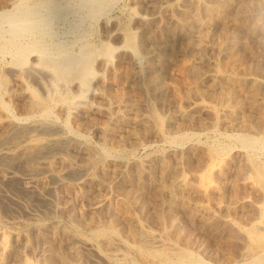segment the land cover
Returning <instances> with one entry per match:
<instances>
[{
	"label": "bare ground",
	"instance_id": "6f19581e",
	"mask_svg": "<svg viewBox=\"0 0 264 264\" xmlns=\"http://www.w3.org/2000/svg\"><path fill=\"white\" fill-rule=\"evenodd\" d=\"M71 1L74 2V0ZM115 1L82 0L78 1L80 3L78 8L81 11L84 10L87 16L98 18L105 13L107 15ZM186 1L191 2L190 5L188 4L190 7L186 6ZM249 1L251 2V0ZM60 2L62 3V0ZM61 3L57 0H43L42 3L39 1L36 3L33 0H24V2L23 0H0V57H5L6 54L11 55L12 68H14L17 82L20 83L23 94L27 95L28 103L26 105L27 115H25L27 117H19L7 122L5 120V117L8 116L6 110H9L10 104L5 99L3 100V96L13 92V89H8L10 86L7 81L8 76L12 73L9 75L6 73L8 78L4 74L0 75V145L14 144V148L0 149V164L6 167L7 171H4L2 175L0 186L8 177L12 178L13 175L19 173L14 172L15 170L12 171L14 168L11 170L9 166L14 159L18 161L20 158L25 159L28 164V172L24 169L27 172V178H25L27 179L25 184L27 190L32 193L36 192L41 197L47 198L48 190H53L57 184L70 179L67 186L68 199L63 206L59 204L60 198L57 203L51 196L49 199L51 202L48 206L45 205L47 207L42 217L33 216L32 220L30 218V221H26L28 216L22 223L25 232L23 231L21 236H17V233H20L17 232V235L12 236L11 239L8 234L10 231L7 234L2 232L5 227L0 231V264H86L84 262L85 253H88L90 258L110 262H120L133 256L139 264H143V262H149V264H203L202 259L190 248L189 244L191 243H183L181 221L176 217V211L180 209L196 224L213 233L216 238H220V236L222 238L225 234H229L231 239H234L233 237L237 234L242 238L241 252L236 249L240 255L238 254L239 257L234 262L230 261L232 264H264V159H260L257 155L258 150H264V101H261L264 92V79L258 74L252 75L253 71L245 72L237 66V63L230 64L227 60L225 62L223 59H219V53L229 55L236 50L240 41H245V36H241V34L243 35L241 30L249 32L255 37L263 32L264 9L251 7L250 10L241 0H175L174 4H167L162 7L163 9H160V12L170 14L171 17L170 24L165 25L162 22L165 26H159V28L161 27L159 34L163 36L178 34L181 37L187 36L188 40L182 47L175 44L180 47L178 50L177 46L175 47L174 43L170 42L169 44H172L177 51L174 49L176 52L173 53L171 50L172 53L168 54L165 51L167 47L164 50L165 47L159 45L163 37L160 36L161 40H156L157 31L153 29L156 26L151 24L159 22L158 15L161 18L162 14L149 17L137 15L136 22L140 23L138 29L133 27L132 23L123 26L115 25L110 31L108 29L109 38L100 43L99 40L98 43L89 41L85 37L89 33L85 28H83L84 32H87L85 35L79 32L81 34L73 35L70 37V41L58 40L52 27L54 18L56 16L65 18L68 13H72L71 9H74L68 2L67 5ZM231 5L236 9L230 8ZM175 6L177 12H174ZM75 11V15L78 14ZM156 11L158 10H155V14ZM147 14L149 13L147 12ZM67 20L65 19V21ZM110 23L112 24L113 21ZM151 25L154 31L151 30ZM71 27L73 28V25ZM71 27L69 25V28ZM110 28L112 27L110 26ZM212 30H216L215 33ZM216 33L217 38L212 47L219 51V53L217 52L218 57L214 59V64L212 62L213 65L207 67L205 63V67L201 64L204 62L200 61L201 57L198 54L199 51L210 48V41L215 38ZM61 34L63 36V33ZM114 34L122 38L120 46H115L109 41ZM249 39H251L250 36ZM177 41L176 43H178ZM248 41L246 45H248ZM249 42L252 44L251 41ZM179 43L181 44L180 41ZM172 45L169 46L170 49H172ZM168 51L170 50L168 49ZM244 51L240 49V52ZM205 55L206 53L204 57ZM256 55L255 57H257ZM230 56L232 55H229L228 59ZM236 59H234L235 62ZM259 59L264 60V52ZM246 66L244 65V67ZM259 67L261 66L259 65ZM37 73L45 74L44 92L34 86H29L25 81V78H28L25 75H33L34 78ZM169 76L173 79L172 83L170 80L167 82ZM206 81L210 84L209 90L202 88ZM128 83H133L135 95L132 94L133 90L128 92L131 95L122 90ZM12 88L16 90L17 86ZM129 88L126 87L127 90H130ZM191 94L197 96V101L194 98L195 101L186 106L185 98ZM159 100L162 103L170 102L169 106H173L175 102V108L170 109L174 108L173 112L169 113L170 110L167 111L168 113L161 112L156 106V102ZM247 107L251 108L252 112L247 113L246 111L249 109L245 110ZM55 108L60 109L68 126L71 122L72 126L77 128L75 130L70 128L69 131L66 125L68 132H61L59 127L57 129L54 121L57 119V115H54L56 116L54 120L50 118ZM194 109L207 111L211 114L207 123L208 129L206 128L208 131L218 130L221 119L224 120L223 117L230 126L242 127L243 130L235 137L240 143V153L236 151L235 155H237L233 154V157L232 154L230 156L233 149L231 147L209 144L211 142L208 144H205L207 142L196 143L187 147L188 150L183 155L180 154L181 157L177 156L185 164L195 159L194 162H190L193 167L190 175L188 172L191 167L185 173L179 166V160L174 164L169 153H157L156 150L157 154L151 157H147V154V158L137 159L139 156L136 158L137 147L145 139L143 137L142 140V136H140L139 126L142 129L146 128L144 131L151 130V133L160 140L169 142L171 145L183 146L191 140L193 133L177 132L179 130L176 129V131H171L174 130L171 128L174 127V121L180 118H182V126L188 124L189 119L193 120L197 114L193 112ZM97 114H104L107 120L100 121L101 118L100 116L98 118ZM38 115L39 118L36 117ZM102 119L104 118L102 117ZM116 124L128 127V132H123L127 135L123 136L124 140L119 143L122 145L116 150H106L105 148L99 150L88 142H83L88 135L80 132V129L89 127L114 131ZM178 124L181 125L180 122ZM127 127L124 128L127 129ZM118 129L120 130V128ZM144 131L141 135L147 133ZM75 145H78L79 152L83 154H81L83 159L80 161L73 160L69 157L71 153L68 155L67 152L71 146L76 147ZM77 152L75 151L76 154L79 153ZM55 161L60 163L62 168H58L56 166L58 163L55 165ZM41 171L49 173L54 181L56 180L54 185L50 183L48 185V182L46 185L42 179V184L44 183L45 186L40 187L41 183L37 174ZM234 173H236L235 176L242 175L244 183L249 187L244 186L248 189L245 191L248 192V195H242L241 193L244 191L241 193L237 191L239 194L235 192L230 200L228 197L231 196L227 194L229 191L231 192L229 194H232L238 183L240 185V181L237 182L236 179H233V181L225 182V180L228 175ZM72 180L75 182H69ZM126 184L129 185L128 188ZM114 186L118 190L113 189ZM90 190L93 192L98 190L102 194L91 199ZM113 190H116L115 194H113ZM58 191L56 192L58 193ZM148 193L153 196L152 201H155L153 203L156 211L152 217H155L159 223L156 225L159 226L158 230L149 228L150 225L146 223L147 226L144 221L149 216L145 211L146 202L150 204L149 199L144 200V196ZM26 195L23 197L26 198ZM85 202L89 203L88 206L86 205L87 207ZM247 204H253L256 210L255 216L250 221L248 219L249 224H238L228 216L229 214L227 216L223 214L222 210L224 209L228 211L241 206L244 208V205ZM59 214L66 217L67 223L54 220ZM148 214L150 213L148 212ZM182 228L184 227L182 226ZM197 233L199 234V232ZM234 233L237 234L233 236ZM29 235L43 239V242L46 243L45 250L40 252L39 256L29 255L27 252L29 247L27 242L31 240ZM19 239L21 244L16 247L13 245V241ZM31 242L33 243V241ZM233 243L236 245L235 240ZM15 244L17 243L15 242ZM234 248L232 249L234 250Z\"/></svg>",
	"mask_w": 264,
	"mask_h": 264
},
{
	"label": "rangeland",
	"instance_id": "374dc122",
	"mask_svg": "<svg viewBox=\"0 0 264 264\" xmlns=\"http://www.w3.org/2000/svg\"><path fill=\"white\" fill-rule=\"evenodd\" d=\"M34 2H36V3H38V1L40 2V3H42L43 2V0L42 1H40V0H33ZM61 0H57V2H59V3H61L60 2ZM79 2L80 1H82V0H78ZM78 1L77 0H74V2L73 1H68V0H62V3L65 5H67V2H68V4L70 5V6H72V7H74V9H71V11H72V13H68L66 16H65V18H62V17H58L57 18V16L54 18V20H53V22H52V27H53V32H54V34L56 35V37H58V38H56V39H64V40H67V41H70V37H72L73 35L74 36H76V35H80L79 34V32H82V34H84L85 35V33H87V32H84V30L86 29H88L87 31L90 33V35H89V33H87L86 35H85V37L86 38H88V40L89 41H91V42H95V43H98V40H99V43L102 41V40H106V39H108L109 37H108V33H109V31H110V29H113V27H115V25L116 26H118V25H120V26H123V25H125V24H127V23H132V26L133 27H135V28H140L139 26V21L138 22H136L137 20H136V17H137V15H139V14H141V15H146V16H153V15H158V14H162V16H161V18H160V15H158V18H159V22H152L151 24L155 27V28H153V29H156V34H157V38H156V40H161L160 41V43H159V45L160 46H162L163 48H164V50L166 49V47H167V49L165 50L166 52H168V54H170L169 52H171L172 53V51H173V53L174 52H176L178 49H180V47H178V46H181L182 47V45H184V43L186 42V40H188L187 39V36H182L181 37V35H178V34H174V36L173 35H170V36H168V35H162V34H159V31H160V28L162 27V26H165V25H168V24H170V17H171V15L170 14H166V13H162V12H160V9L162 8V7H165L167 4H174L175 3V0H133V1H131V0H116L115 1V3H113V8L111 7L110 8V10H108V14L106 15V13L105 14H103V15H101V16H99L98 18L97 17H95V18H92V17H90V16H87L86 15V13H85V11L84 10H80L78 7H79V4L80 3H78ZM138 3H137V2ZM157 1V2H156ZM249 0H244V1H242L241 0V2H243L246 6H247V8H249L250 10L252 9V8H254V7H258V8H260V9H264V0H251V2L249 1ZM261 1H263V2H261ZM23 2H24V0H23ZM132 2V3H131ZM133 2H135V3H133ZM142 2V3H141ZM149 2H150V4H149ZM61 3V4H62ZM129 3H130V5H129ZM148 5H147V4ZM164 3V4H163ZM249 3H251V4H249ZM258 3V4H257ZM62 4V5H63ZM185 4H186V6H188V4L190 5L191 4V2L190 1H186L185 2ZM253 4V5H252ZM76 5V6H75ZM146 5V6H145ZM154 5H161V6H154ZM256 5V6H255ZM258 5V6H257ZM261 5V7H259ZM131 6H132V8H131ZM242 6H244V5H242ZM149 9H148V8ZM188 7H190V6H188ZM252 7V8H251ZM157 8V9H156ZM230 8H232V9H236L235 7L233 8V5H231L230 6ZM163 9V8H162ZM176 9H177V7L175 6V11L174 12H177L176 11ZM76 10V11H75ZM124 10V12L122 13V11ZM130 10V11H129ZM155 10H158V11H156V14H155ZM74 11L76 12V13H78V14H76L75 15V13H74ZM78 11V12H77ZM80 11V12H79ZM110 11V12H109ZM146 11V12H145ZM151 11V12H150ZM147 12L149 13V14H147ZM264 12V11H263ZM81 13V14H80ZM133 13V14H132ZM143 13V14H142ZM151 13V14H150ZM152 13H154V14H152ZM72 14V15H71ZM131 14V15H130ZM69 15V16H68ZM167 15V16H166ZM67 16H68V18H67ZM82 16H83V18H85V16H86V18L85 19H83L82 18ZM108 18H107V17ZM111 17V19H109L110 17ZM113 16V17H112ZM130 16H131V18H130ZM81 17V18H80ZM88 17V18H87ZM115 17H117V18H115ZM129 17V18H128ZM165 17V19H163ZM71 18V19H70ZM100 18H101V20H100ZM169 18V19H168ZM65 19L67 20V21H65ZM77 19V20H76ZM80 19H81V21H80ZM107 19H109L108 20V22H106L107 21ZM117 19V20H116ZM166 19H168V20H166ZM70 20V21H69ZM74 20V21H73ZM84 20V21H83ZM85 20H87V21H85ZM95 20V21H94ZM104 20V21H103ZM163 20V21H162ZM166 22H165V21ZM78 21V22H77ZM113 21V23L112 24H114V25H112L110 22H112ZM131 21V22H130ZM169 21V22H168ZM262 21L264 22V16H263V18H262ZM64 22V23H63ZM66 22V23H65ZM73 22H75V23H73ZM82 22V23H81ZM95 22H97V23H95ZM105 24H104V23ZM165 23V25L163 24V23ZM64 25H63V24ZM91 23H93V24H91ZM115 23H117V24H115ZM163 25H162V24ZM56 24V25H55ZM60 24H62V25H60ZM66 24V25H65ZM68 24V25H67ZM89 24H90V26H89ZM95 24V25H94ZM100 24V25H99ZM110 25L112 28H110V26L108 27L107 25ZM156 24V25H155ZM58 25V26H57ZM69 25H70V27L73 25V28H74V30H73V28L71 27V28H69ZM74 25H76V26H74ZM88 25V26H87ZM92 25V26H91ZM107 27L106 29H105V26ZM151 25V30H153L152 29V26ZM67 28H66V27ZM87 26V27H86ZM159 26H161L160 28H159ZM66 28V29H65ZM76 28V29H75ZM81 28V29H80ZM83 28H85V29H83ZM157 28H159L158 30H157ZM63 29V30H62ZM70 29V30H69ZM78 29V30H77ZM104 29H105V31H104ZM108 29H109V31H108ZM69 30V31H68ZM73 30V31H72ZM67 31H68V33H67ZM71 31V33L69 34V32ZM92 31V32H91ZM154 31V30H153ZM213 32L214 31H216V30H212ZM241 31H243V35L241 34V36H245L244 37V39H245V41L243 40V41H240V43L238 44V46H237V48H236V50H234V52H235V54H234V52L233 53H229V55H232V56H230L229 57V59H228V56L229 55H225L224 53H219V51L216 49V48H214V47H212V45H213V42L216 40V38H217V33H216V35H215V38L214 39H211V41H210V48H208V49H205V50H202V51H199V56L201 57L200 58V61H203L204 63H202L201 62V64H203V66H205L206 64V66L207 67H209V66H211V65H213L214 64V59L216 58L217 59V57H218V53H219V59H223V61H225V60H227L228 61V63H230V64H233V62L234 63H237L238 65V67H240V69H242V70H244L245 72H247V73H251V71H253L254 72V74H252V75H257L258 74V76H260L261 78H263L264 79V60H261V59H259L260 57H261V55H262V52H264V49H262V47L264 46V29L262 30L263 32H261L259 35H257L256 37L254 36V35H250V33L249 32H244V30H241ZM57 32V33H56ZM61 33H63V36H62V34ZM93 33V34H92ZM215 33V32H214ZM247 33V34H246ZM66 34V35H65ZM69 36H68V35ZM59 35V36H58ZM159 35V36H158ZM177 35V36H176ZM97 36V37H96ZM117 36V37H116ZM115 36V34L114 35H112L111 37H110V39H109V41L112 43V44H114L115 46H120L121 44H122V38L121 37H119L118 35H116ZM163 37V38H161V37ZM166 36V37H165ZM167 36H168V38H167ZM248 36V37H247ZM249 36H250V38L251 39H249ZM66 37V38H65ZM69 39H68V38ZM90 37V38H89ZM101 37V38H100ZM116 37V38H115ZM161 39H160V38ZM174 37V38H173ZM180 37V38H179ZM260 37V38H259ZM263 37V38H262ZM100 38V39H99ZM113 38H115V39H117V40H115V39H113ZM169 38H170V40H169ZM173 38V39H172ZM255 38V39H254ZM166 39V40H165ZM257 39H259L257 42H256V40ZM174 40V41H173ZM178 40V41H177ZM251 41L252 42V44L249 42V41ZM253 40V41H252ZM116 41H117V43H116ZM173 41V42H172ZM176 41L178 42V43H176ZM179 41L181 42V44L179 43ZM247 41H248V45H246V43H247ZM262 41V42H261ZM115 42V43H114ZM165 42V43H164ZM174 43L173 45H175V44H178V46L177 45H175V47L177 46V50L175 49V47L172 45V44H169V43ZM253 42H254V44H253ZM256 42V43H255ZM215 43V42H214ZM244 43V44H243ZM251 45H250V44ZM163 44V45H162ZM168 44V45H167ZM170 45H172V49H170ZM242 45H246V46H242ZM256 45V46H255ZM170 46V47H169ZM242 46V47H241ZM262 46V47H261ZM240 47V48H239ZM245 47V48H244ZM250 47H254V48H250ZM258 47H260V48H258ZM212 48V49H211ZM255 48H257V49H255ZM168 49L170 50V51H168ZM176 51H175V50ZM216 49V50H215ZM240 49H241V51H244V52H240ZM244 49V50H243ZM247 49V50H246ZM249 49H254V51H252V50H249ZM261 49V50H260ZM172 50V51H171ZM214 50V51H213ZM257 50H258V52H257ZM263 50V51H262ZM208 51V52H207ZM212 51V52H211ZM216 51V52H215ZM237 51H239V52H237ZM257 53H256V52ZM196 52H197V50H196ZM202 53V55H201V53ZM218 52V53H217ZM253 52H255L254 54H253ZM206 53V55H205V57H204V54ZM210 53V54H209ZM213 53H214V55H213ZM239 53V54H238ZM243 53V55L241 56V54ZM249 54V55H247V54ZM238 54V55H237ZM246 56H245V55ZM220 55H224L223 57H221ZM255 55L257 56V57H255ZM213 56H215V57H213ZM225 56H227V57H225ZM3 59H2V58ZM0 57V65H1V67H0V75L1 76H3V74H4V76L5 77H7L10 73H12V74H10V76H8L9 77V79H10V81H9V79H7V81H8V85L10 86H8L9 88V90H12L13 92H12V94H5V96H3V100L5 99V101L8 103V104H10L9 106H10V108H9V110L7 111L6 110V114L8 115V116H6L5 117V120L7 121V122H9V121H12V120H15V119H18L19 117H27V116H25V115H27V108H26V105H28V103H27V98H26V96L27 95H25V94H23V90H22V88H21V85H20V83L19 82H17V79H16V76H15V73H14V68H12V64H11V62H10V60H11V55H9V54H6V56L4 57V56H1ZM239 57V58H238ZM247 57V58H246ZM206 58V59H205ZM226 58V59H225ZM236 58H238V59H236ZM243 58H244V60H243ZM246 58V59H245ZM254 58V59H253ZM5 59V60H4ZM230 59H233V60H230ZM234 59H236L237 61L235 62V60ZM248 59H249V61H248ZM255 59H257V60H255ZM213 60V61H212ZM243 60V61H242ZM227 61H225V62H227ZM232 61V62H231ZM239 61H240V63H239ZM253 61V62H252ZM255 61V62H254ZM3 62V63H2ZM212 62H213V64H212ZM241 62H244V63H241ZM252 62V63H251ZM257 62V63H256ZM7 63H8V65H7ZM10 63V64H9ZM206 63V64H205ZM209 64V65H208ZM243 64V65H242ZM246 64H247V66H246ZM261 66V67H259V65ZM7 65V66H6ZM10 65V66H9ZM244 65L246 66V67H244ZM258 65V66H257ZM205 66V67H206ZM243 66V67H242ZM250 68H249V67ZM10 67V68H9ZM258 68V69H257ZM3 69H6V70H3ZM259 71V73H258V71ZM3 70V71H2ZM13 70V71H12ZM262 70V71H261ZM5 71V73H3ZM9 71V72H8ZM249 71V72H248ZM252 72V73H253ZM8 75H7V74ZM256 73V74H255ZM43 75V76H41V75ZM32 75V74H31ZM169 75H171V74H169ZM0 76V77H1ZM33 76V75H32ZM32 76H30V75H25V77H28V78H25V81H27L26 83L29 85V86H31V87H35V88H37V89H41V90H39V91H43L44 92V84L46 83L45 82V80H46V78H45V74H43V73H37L36 74V76H35V74H34V78L32 77ZM7 77V78H8ZM32 77V78H31ZM14 79V81H13V79ZM30 78V79H29ZM43 78V79H42ZM45 78V79H44ZM171 78V76H169V78L167 79L168 81L167 82H169V80H170V83H172L173 82V79L171 80L170 79ZM11 84H10V83ZM14 82V83H13ZM37 82H40V83H38L37 84ZM19 83V84H18ZM18 84V85H17ZM31 84V85H30ZM132 87H131V86ZM209 82L207 83V81H206V83L204 82V84L202 85V88L204 89V90H209L208 88H210L209 87ZM16 87L17 86V88H15L16 90H18V91H16V90H14V88H12V87ZM41 87V88H40ZM126 87H127V89L129 88L130 90H127L126 89ZM126 87L124 88V89H122V90H125V93H126V91H127V93L128 92H130L131 90H133L134 88H133V83L132 84H127L126 85ZM11 88V89H10ZM132 88V89H131ZM14 91H16V92H14ZM263 91H264V88H263ZM20 93V94H19ZM126 93V94H127ZM134 93V94H133ZM130 93H128V95H129ZM132 94L133 95H135V92H134V90L132 91ZM15 95V96H14ZM24 95V96H23ZM131 95V94H130ZM194 94H191V96H188L187 98H185V103H186V106H188L190 103H193L195 100L197 101V96L196 95H194ZM264 92L262 93V100L261 101H264ZM193 96V97H192ZM22 97V98H21ZM189 97H190V99H192V100H190L189 99ZM21 98V99H20ZM194 98H196L195 100H194ZM188 99V100H187ZM188 101V102H187ZM192 101V102H191ZM172 102V101H171ZM16 103V104H15ZM170 103V102H169ZM169 103H167V102H165V103H162V101L161 100H159V101H157L156 102V106H157V108L161 111V112H163V113H168L167 111L168 110H170L172 107H174L175 108V102L173 103V106L172 105H170L169 106ZM166 104V105H165ZM171 104V103H170ZM25 106V107H24ZM168 106V107H167ZM18 107V108H17ZM21 107V108H20ZM167 107V108H166ZM13 108V109H12ZM174 108H173V110H174ZM249 107H247L245 110H247ZM162 109V110H161ZM16 110V111H15ZM173 110H170L169 111V113L170 112H173ZM195 110V111H194ZM193 110V112L194 113H197V114H195V118L192 120V119H189L188 121H190V122H188V124H186L185 126L183 125L182 126V118H180V119H178V120H175L174 121V123H173V128H171V129H174V130H171V131H176V130H179V131H177V132H189V133H193L192 134V138H191V140L188 142V143H186V145H171V144H169V142H165L164 140H160V139H158V138H156L155 136H154V134L153 133H151L152 131L151 130H148V131H144V129H146V128H143L142 129V127L141 126H139L140 127V130H141V132H140V136H142V140L144 139V141H143V143L142 144H140V145H138V147H137V150H136V152L137 153H135V156H136V158L137 159H142V157H143V159L144 158H147V157H151L152 155H155V154H157V153H159V152H164L165 154L167 153H169L168 155H170L171 156V158H172V160L174 161L173 163L174 164H176L177 163V160H179V166H180V168H181V170H184V172L185 173H187V171H188V169H189V172H188V174L190 173V172H192L191 171V169H193V167H192V164H190V162L192 163V162H194L195 161V159L193 160H191L189 163H182L181 161H180V157L184 154V152H186L187 150H188V148L190 147V146H192V145H194V144H196V143H204V142H207V143H205V144H208L209 142H211V143H209V144H220V145H222V146H224V147H226V148H228V147H231V149H232V151L234 152H232L231 151V153H230V156H231V154H232V156H233V154H234V156H236L235 155V153H236V151H237V153L239 152L240 153V149H241V147H240V143L238 142V140L235 138V137H237V135L236 134H238L239 132H241L242 130H243V128L242 127H237V126H230L226 121H225V118L223 117V121H222V119H221V123H220V125H219V127H218V130H216V131H208L207 129H208V126H207V123H208V121H209V119L211 118V114L209 113V112H207V111H197L198 109H194ZM252 112V110H251V108H249L246 112L248 113V112ZM56 112V113H55ZM249 112V113H250ZM11 113V114H10ZM9 114H10V116H9ZM57 115V119H55V117L56 116H54V115ZM62 115V116H61ZM104 115V114H103ZM103 115H99V114H97V117L99 118V116H100V118H101V120L100 121H105V120H107V117H106V119H105V115L103 116ZM104 118V119H102V117ZM210 116V117H209ZM10 119H8V118ZM36 117H40L39 115L38 116H36ZM7 118V119H6ZM12 118V119H11ZM34 118V117H33ZM50 118H51V120H54L55 121V123H56V126H57V129H58V127H59V129H60V131L61 132H66L67 131V127H66V125L68 126V123L66 122V119L64 118V116H63V114L61 113V111H60V109H58V108H55L54 109V113H53V115L52 116H50ZM202 118V119H201ZM65 120V121H64ZM58 121V122H57ZM201 123H200V122ZM178 122H180V124L181 125H179L178 124ZM192 122V123H191ZM196 122V123H195ZM59 124V125H58ZM177 124V125H176ZM73 124L70 122V125L68 126V129H69V131H70V128L72 129V130H75L77 127H73L72 126ZM120 126H118V124H116L115 126H114V131L112 130V129H109V130H106V131H103V130H100V129H93V128H89V127H85V128H83V129H80V132H82V133H84V134H86V135H88V137L87 138H85L84 140H83V142H88V144H90V145H93V147H96V148H98L99 150H102L103 148H105L106 150H116L117 148H119L122 144H119V143H122V141L124 140V138L125 137H123V136H125V135H127V134H123V132H128V127L127 126H124V125H121V124H119ZM172 125V124H171ZM178 125H179V127H178ZM207 126V127H205V126ZM117 126H118V128H120V130L117 128ZM64 127V128H63ZM124 127H127V129H125ZM183 128H185V129H183ZM207 128V129H206ZM121 129H122V131H121ZM176 129V130H175ZM225 129V130H224ZM88 130V131H87ZM96 130H98V131H96ZM143 131L144 132H147V133H145V134H142L141 135V133H143ZM205 131V132H204ZM235 131V132H234ZM68 132V131H67ZM104 133V134H103ZM148 133H150V134H148ZM206 133V134H205ZM153 134V135H152ZM90 135V136H89ZM111 135H113V136H111ZM143 135H145V136H143ZM218 135V136H217ZM234 137H233V136ZM144 137V138H143ZM147 137V138H146ZM150 137V138H149ZM154 137V138H153ZM199 137V138H198ZM201 137V138H200ZM222 137V138H221ZM152 138V139H151ZM217 138V139H216ZM219 139V140H218ZM156 140V141H155ZM199 140V141H198ZM117 141V142H116ZM119 141V142H118ZM202 141V142H201ZM213 141H215V142H213ZM91 142V143H90ZM116 142V143H115ZM238 142V143H237ZM98 143V144H97ZM192 143V144H191ZM12 144V143H11ZM10 143L8 144V145H0V149H2V148H5V147H10V148H14V144H12L11 145ZM111 144V145H110ZM167 146H166V145ZM235 144V145H234ZM100 147H99V146ZM142 145V146H141ZM150 145V146H149ZM76 147H74V146H71L70 147V149L67 151L68 152V155H69V153H71L70 155H69V157H71L73 160H75L76 159V161H80V159L82 160L83 159V154L81 153V152H79L80 151V149H79V147H78V145H75ZM98 146V147H97ZM148 146V147H147ZM174 146V147H173ZM188 147V148H187ZM240 147V148H239ZM139 148V149H138ZM144 148V149H143ZM75 149V150H74ZM160 149V150H159ZM165 150V151H163V150ZM77 150H78V152H77ZM149 150V151H148ZM155 150V151H154ZM156 150H157V153H156ZM75 151L78 153V154H76L75 153ZM168 151V152H167ZM151 152H153V153H151ZM176 152V153H175ZM183 152V153H182ZM257 155L259 156V158L260 159H264V150H258L257 151ZM259 153H261V154H259ZM82 154V155H81ZM147 154H148V156H147ZM151 154V155H150ZM180 154H182V155H180ZM73 155V156H72ZM77 155H79V156H77ZM178 155H180V157H177ZM80 156H82V157H80ZM147 156V157H146ZM233 156V157H234ZM76 157V158H75ZM15 164H14V163ZM11 164H10V166H9V168L12 170L13 168V170L12 171H14V172H19L17 175H13V177L12 178H10V177H8V178H10V179H6L5 181H4V183H2L1 184V186H0V231H2V229L4 230V231H2V232H5L6 234L10 231V233H8L9 234V236H10V238L12 239V236H14V235H17V236H21L24 232H25V227L23 226V222L27 219V217H28V220H26V221H30V220H32V218H33V216L34 217H42L43 215H44V211H45V209H46V207L49 205V203L51 202H49V199H50V197L51 196H53L52 198L54 199V201L56 200L57 201V203H58V201L60 200V203L59 204H62V206H63V204H65V202H66V200L68 199V188H67V186H68V180H70V179H67V180H65L63 183H60V184H57L56 185V187H53V190L51 191V190H48V192H47V194H49L48 196H47V198H44V197H41L38 193H32V192H30V191H28L27 190V188H26V186H25V184H26V180L27 179H25V178H27V175H26V173L28 172V169H27V167H28V164L26 163V161H25V159H18V161H17V159L15 160L14 159V161H13ZM22 162V163H21ZM56 163H58L57 161H55V165H56ZM134 164V163H133ZM185 164V165H184ZM1 166H0V180L2 179V175L4 174V171L5 172H7L6 171V167H4V166H2V164H0ZM183 165V166H182ZM58 168L60 167V168H62L61 167V164L60 163H58L57 165H56ZM17 167H19V168H17ZM188 167V168H187ZM17 169H19V170H17ZM24 169H26L27 170V172L24 170ZM186 170V171H185ZM21 171H22V173H21ZM236 172V171H235ZM47 172H43L42 173V171L41 172H39V174H37V176H38V178L40 179V183H41V185H40V187H42V185L43 186H45V184L44 183H46V185H47V182H48V185H50V184H52V185H54V183H55V181H54V178L48 173V174H46ZM20 174H23V175H20ZM41 174V175H40ZM191 174V173H190ZM189 174V175H190ZM235 174L236 173H234V174H232V175H228V177H227V179L225 180V182H230V181H233V179H236L237 180V182H239L240 181V185H239V183H238V185H237V188L235 189V191H233L232 192V194H229V193H231L230 191H229V193L227 194L228 196H231V197H228L230 200H231V198H232V195H235V192H236V194H239V192L241 193V192H245V191H248V189H246V188H249L248 187V185L247 184H245L244 183V181H243V179H242V175L240 174H237L236 176H235ZM26 175V176H25ZM46 175H48V176H46ZM240 176V178H239V176ZM21 176H23V177H21ZM51 176V177H50ZM20 177V178H19ZM51 179H50V178ZM230 177H232V178H230ZM22 178H24L25 179V181H24V179H22ZM45 178V179H44ZM228 178H230L229 180H228ZM43 179V181H45L43 184H42V182L43 181H41ZM239 179V180H238ZM17 180V181H16ZM241 180H242V182H241ZM69 182H75L74 180H72V181H69ZM6 183V184H5ZM13 183V184H12ZM50 183V184H49ZM64 184V185H63ZM66 185V186H65ZM16 186V187H15ZM18 186H20V187H18ZM129 187V185L128 184H126V187ZM241 187L240 188V190H239V188L238 187ZM244 186L246 187V188H244ZM3 187V188H2ZM65 187V188H64ZM127 187V188H128ZM19 188V189H18ZM113 189H116L115 188V186L113 187ZM59 190V191H58ZM64 190H66V191H64ZM116 190H118V189H116ZM116 190H113L114 192H113V194H115L116 193ZM51 191V192H50ZM56 191H58V193L56 192ZM64 191V192H63ZM237 191H239L238 193H237ZM61 192V194H59ZM119 192V191H118ZM241 193L242 195H248V192H245V193ZM26 193H27V195H26ZM55 193V194H54ZM5 194V195H4ZM7 194V195H6ZM36 196H35V195ZM59 194V195H58ZM97 194V195H96ZM100 194H102V192L101 191H98V190H96V191H94L93 192V190H90L89 191V196L91 197V199H93V198H96V197H98ZM8 195H10V196H8ZM27 196L26 198H24L23 196ZM29 195V196H28ZM30 195H32V196H30ZM242 195H240V197H243ZM58 196V197H57ZM89 196H88V199H89ZM23 197V198H22ZM30 197H33V198H29ZM62 197V198H61ZM146 197V198H145ZM42 198V199H41ZM60 198V199H59ZM151 198V199H150ZM11 199V200H10ZM27 199H29V201H27ZM48 199V200H47ZM59 199V200H58ZM88 199L86 200L87 202H88ZM149 199V200H148ZM228 199V200H229ZM254 199H256L255 197H254ZM7 200V201H6ZM37 201V202H35L34 203V201ZM61 200H63V201H61ZM144 200H148L149 201V203L150 204H148V202H146L147 204H145V211H146V214L147 215H149L148 217H147V219L146 220H144L145 221V224L146 223H148V225H150V226H148L147 224V226L149 227V228H152V229H155V230H158V228H159V226H156L157 225V221H156V219H155V217L153 218L152 216H154L155 215V211H156V208H155V204L153 203V202H155V201H152L153 200V196L150 194V193H148V195L146 194L145 196H144ZM229 200V201H230ZM13 201V202H12ZM55 201V202H56ZM87 202H85V206L87 205H89V203H87ZM16 203H18V204H16ZM28 203V204H27ZM45 203V204H44ZM9 204L11 205L12 204V206H9ZM26 204V205H25ZM38 204V205H37ZM43 204V205H42ZM251 204V203H250ZM250 204H247V205H244V208L241 206V207H238V208H232V210H226V209H224V210H222L223 211V214L224 215H228V216H230L231 218H233L235 221H237V223L238 224H249L250 222V220H251V218H253V216H255V214H256V210H255V207H253V204L252 205H250ZM28 205V206H27ZM45 205H47V206H45ZM14 206V207H13ZM32 206V207H31ZM43 206V207H42ZM45 206V207H44ZM86 206V207H87ZM148 206V207H147ZM150 206V207H149ZM154 206V207H153ZM251 206V207H250ZM4 207V208H3ZM11 207V208H10ZM16 207V208H15ZM18 207V208H17ZM29 207V208H28ZM153 207V208H152ZM250 207V208H249ZM3 208V209H2ZM14 210H13V209ZM26 208V209H25ZM40 208V209H39ZM147 208V209H146ZM18 209V210H17ZM33 209H35V210H33ZM250 209V210H249ZM30 210V211H29ZM237 210V211H236ZM248 210V211H247ZM252 210V211H251ZM5 211H6V213H5ZM182 210L180 209V210H177L176 211V217L177 218H179L180 219V221H181V223H180V225H181V229H182V235H183V237H184V241H183V243L184 244H189V243H191V244H189L190 245V248L194 251V253L198 256V257H200L201 259H202V262H203V264H232L231 262H234V260H236L238 257H239V255H240V252H241V245L243 244L242 243V238L241 237H238V234L237 233H234L233 234V236H235L236 234H237V236H235V237H233L234 239H231V236H229V234H225V236L224 237H222L221 238V236H220V238L218 239V238H216V236L213 234V233H211V232H209L208 230H206L204 227H201L199 224H196L195 222H194V220L193 219H191L190 217H187L186 216V214H184L183 213V211L181 212ZM222 211H221V213H222ZM243 211V212H242ZM250 211V212H249ZM28 212V213H27ZM37 212V213H36ZM41 212V214H39ZM148 212L150 213V214H148ZM226 212V213H225ZM235 212V213H234ZM252 212V213H251ZM3 213V214H2ZM37 214V215H35V214ZM152 213V214H151ZM183 213V214H182ZM238 213V214H237ZM249 213V214H248ZM254 213V214H253ZM43 214V215H42ZM236 214V215H235ZM32 215V216H31ZM177 215H179V216H177ZM61 216V217H60ZM64 217V218H63ZM242 217V218H241ZM31 218V219H30ZM184 218H185V220H184ZM18 219V220H17ZM30 219V220H29ZM61 219H63V220H61ZM188 219V220H187ZM244 219V220H243ZM247 219V220H246ZM248 219H249V221H248ZM7 220V221H6ZM21 220V221H20ZM55 221H62V223H67V219H66V217L65 216H63L62 214H59L58 215V217L57 218H55L54 219ZM147 220H148V222H147ZM152 221V223H149L150 221ZM155 220V221H154ZM20 221V222H19ZM15 222V223H14ZM186 222V223H185ZM246 222V223H245ZM6 223V224H5ZM20 223V224H19ZM154 223V224H153ZM158 225H159V223H158ZM20 228H19V227ZM182 226L184 227V228H182ZM192 226V227H191ZM24 227V228H23ZM154 227V228H153ZM193 227H195V228H193ZM192 228V229H191ZM8 229V230H7ZM22 229V230H21ZM195 229V230H194ZM199 229H200V231H199ZM7 232H6V231ZM17 230V231H16ZM19 230V231H18ZM187 230H188V232H187ZM193 230V231H192ZM24 231V232H23ZM190 231V232H189ZM202 231V232H201ZM13 232H14V234H13ZM17 232H20V233H17ZM22 232V233H21ZM188 234H187V233ZM197 232H199V234L197 233ZM17 233V234H16ZM186 233V234H185ZM191 233V234H190ZM206 233V234H205ZM185 234V235H184ZM205 234V235H204ZM187 235V236H186ZM189 235V236H188ZM198 235V236H197ZM29 236H31V237H29V239H31L29 242H27V243H29L28 244V248H27V252L29 253V255H33V256H35V254L36 255H40V252L42 253V251H44L45 250V247H46V243H45V241L43 242V239H38V238H35V236L34 235H29ZM202 236V237H201ZM205 236V237H204ZM192 237V238H191ZM196 237H198L197 239H196ZM33 238V239H32ZM207 238V239H206ZM226 238V239H225ZM227 238H229V239H227ZM239 238V240H237ZM36 239H38V240H36ZM187 239V240H186ZM35 240V241H34ZM233 240V241H232ZM234 240H235V243H236V245L233 243L234 242ZM31 241H33V243L31 242ZM201 241V242H200ZM240 241V242H239ZM14 243H13V245H15L16 247H18L19 246V244H21V242H20V239L19 240H14L13 241ZM15 242L17 243V244H15ZM226 242H229V243H226ZM237 243H238V245H237ZM42 244V245H41ZM216 244V245H215ZM233 244L235 245L234 247H233ZM221 245H226V246H228L227 248H226V246L224 247V246H221ZM231 245V246H230ZM31 246V247H30ZM200 246V247H199ZM231 247V248H230ZM239 247V248H238ZM226 248V249H225ZM232 248H234V250H236V249H238V250H236V251H234ZM33 249V250H32ZM229 249V250H228ZM15 252H16V250H14ZM30 251V252H29ZM38 251V252H37ZM234 251V253H232ZM236 252H238V253H236ZM213 253V254H212ZM200 254V255H199ZM232 254V255H231ZM234 254V255H233ZM239 254V255H238ZM238 255V256H237ZM226 256V257H225ZM236 256V257H235ZM86 257V258H85ZM132 258V259H131ZM234 258V259H233ZM84 262L86 263V264H139L138 263V261L136 260V258H134L133 256L132 257H129V258H125V259H123V260H121L120 262H117V261H114V262H110V261H105V260H99V259H93V258H90V255L88 254V253H85V256H84ZM128 259V260H127ZM130 259V260H129ZM96 260V261H95ZM125 260V261H124ZM127 260V261H126ZM231 261V262H230ZM99 262V263H98ZM127 262V263H126ZM133 262V263H132ZM229 262V263H228ZM10 264V263H9ZM143 264H149V262H143ZM151 264V263H150Z\"/></svg>",
	"mask_w": 264,
	"mask_h": 264
}]
</instances>
